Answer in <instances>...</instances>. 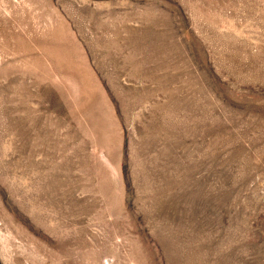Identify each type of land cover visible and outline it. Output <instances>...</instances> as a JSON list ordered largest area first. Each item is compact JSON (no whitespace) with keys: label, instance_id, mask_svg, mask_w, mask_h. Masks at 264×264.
Instances as JSON below:
<instances>
[{"label":"rangeland","instance_id":"374dc122","mask_svg":"<svg viewBox=\"0 0 264 264\" xmlns=\"http://www.w3.org/2000/svg\"><path fill=\"white\" fill-rule=\"evenodd\" d=\"M0 264H264V0H0Z\"/></svg>","mask_w":264,"mask_h":264}]
</instances>
